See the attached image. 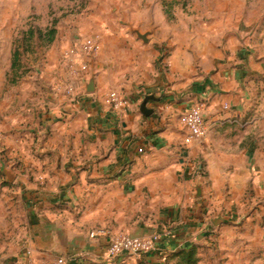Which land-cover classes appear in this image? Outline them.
<instances>
[{
	"label": "crops",
	"instance_id": "0c3cea01",
	"mask_svg": "<svg viewBox=\"0 0 264 264\" xmlns=\"http://www.w3.org/2000/svg\"><path fill=\"white\" fill-rule=\"evenodd\" d=\"M233 11L103 36L73 97L56 89L58 52L15 84L0 77L5 166L23 214L0 264H167L210 240L264 264V8ZM109 90L128 106L108 104ZM147 96L151 115L140 110ZM200 100L208 136L185 147L179 117ZM8 204L0 198L3 221ZM119 232L159 240L109 258Z\"/></svg>",
	"mask_w": 264,
	"mask_h": 264
},
{
	"label": "rangeland",
	"instance_id": "374dc122",
	"mask_svg": "<svg viewBox=\"0 0 264 264\" xmlns=\"http://www.w3.org/2000/svg\"><path fill=\"white\" fill-rule=\"evenodd\" d=\"M261 8L264 0H0V77L7 84H15L22 76L48 66L51 53H62L78 38L98 36L102 40L114 31L128 33L131 27L145 31L183 21H206L213 17L212 11L228 14L237 9L251 16ZM1 133L0 198H7L12 206H6L8 220L0 217V261L4 247L14 239L6 233L12 232L16 218L23 215L20 207L14 205L12 185L16 172L5 166L12 158L4 155L6 146ZM215 242L197 244L195 264H241ZM255 261L250 257L243 264ZM166 263L184 264L178 253Z\"/></svg>",
	"mask_w": 264,
	"mask_h": 264
},
{
	"label": "built area",
	"instance_id": "2783aa9c",
	"mask_svg": "<svg viewBox=\"0 0 264 264\" xmlns=\"http://www.w3.org/2000/svg\"><path fill=\"white\" fill-rule=\"evenodd\" d=\"M102 50V42L98 36L78 38L72 45L66 48L60 55L59 63L55 70V86L66 97H73L77 92V80L89 72L87 58L97 55ZM105 100L114 109H123L128 106V99L116 90H109ZM228 109V105H224ZM206 103L203 100L195 102L188 110L180 115L179 121L185 131L183 144L189 147L208 136V126L205 119ZM142 151V149H140ZM198 175H204L202 165L197 166ZM105 231L100 230L99 233ZM94 236V233H93ZM159 235L149 237L133 236L126 232L113 234L109 240L106 254L109 258L119 256H142L155 249ZM24 264H67L64 257L39 263L29 258Z\"/></svg>",
	"mask_w": 264,
	"mask_h": 264
},
{
	"label": "trees",
	"instance_id": "16d2710c",
	"mask_svg": "<svg viewBox=\"0 0 264 264\" xmlns=\"http://www.w3.org/2000/svg\"><path fill=\"white\" fill-rule=\"evenodd\" d=\"M50 34H55V30L50 31ZM53 41V38L51 39ZM17 57V55H15ZM199 249V246L197 244H192L186 249L180 251L178 253V256L180 257L182 263L184 264H195L197 259V250Z\"/></svg>",
	"mask_w": 264,
	"mask_h": 264
},
{
	"label": "water",
	"instance_id": "95a60500",
	"mask_svg": "<svg viewBox=\"0 0 264 264\" xmlns=\"http://www.w3.org/2000/svg\"><path fill=\"white\" fill-rule=\"evenodd\" d=\"M138 35L144 41H146V42L148 41L147 34H140L139 33ZM92 85H93V81H91V83H90V86H92ZM89 90H91V89H89ZM151 99H154V97L153 96H147V97H145L144 101L141 104L140 110L145 115H151L153 113V110L147 107V103Z\"/></svg>",
	"mask_w": 264,
	"mask_h": 264
}]
</instances>
